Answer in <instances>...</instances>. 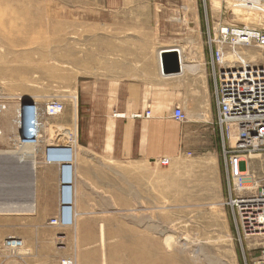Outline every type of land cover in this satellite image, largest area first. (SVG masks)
<instances>
[{
    "label": "crops",
    "instance_id": "0c3cea01",
    "mask_svg": "<svg viewBox=\"0 0 264 264\" xmlns=\"http://www.w3.org/2000/svg\"><path fill=\"white\" fill-rule=\"evenodd\" d=\"M29 3L34 5L37 0L22 1L25 6ZM39 7L44 15L45 2ZM46 8L45 44L54 45L49 59L68 63L71 77L94 81L82 82L69 122H49L57 115L47 116L44 107L38 108L42 129L36 141H22L19 129L17 135L7 136L6 149L0 148V187L14 171L15 202L20 201L16 216L0 218L1 227L4 221L9 223L2 238L11 235L23 240L14 255L0 248V264H59L69 256L68 247L55 245L63 229L49 223L60 208L59 167L42 161L46 145L72 147L74 199L80 207L136 205L141 196L137 187L141 189L145 179L150 186L144 189L162 204L168 198V169L156 159L170 162L185 149L202 155V162L212 168L215 189L207 191L205 199L216 203L223 190L218 135L212 123L207 118L201 124L172 118L175 107L205 117L200 112L211 104L210 84L201 73L198 51L201 22L197 0H47ZM184 27L193 30L189 41ZM186 42L194 45L189 57L181 49ZM163 52L176 53L180 73L173 72L174 61H165L163 70ZM145 111H149L146 117L133 116ZM24 146L32 147L34 155L29 158ZM9 157H16L15 165L8 162ZM262 160L261 155H251L246 163L256 167ZM146 161L157 167L147 166ZM246 170H239L243 178ZM29 198L35 210L30 213L26 207ZM79 212L75 235L63 231L66 239L77 238L74 251L84 259L90 253L87 239L94 243L97 234L95 230L86 232L82 223L88 219ZM91 218L99 221V217Z\"/></svg>",
    "mask_w": 264,
    "mask_h": 264
},
{
    "label": "rangeland",
    "instance_id": "374dc122",
    "mask_svg": "<svg viewBox=\"0 0 264 264\" xmlns=\"http://www.w3.org/2000/svg\"><path fill=\"white\" fill-rule=\"evenodd\" d=\"M22 1L26 2L20 0L18 5L17 0H0V105L5 106L4 109L0 108V148L3 149L8 145L7 136H15L19 132L13 121L21 101H32L40 110L48 101L59 100L64 105L63 111L48 121L69 122L70 112L76 103L82 82L94 81L71 77L68 63L49 59L48 52L50 49L54 51V45L45 44L48 32L45 27L49 16L46 13L47 0H37L36 4L29 3L26 6ZM41 1L45 2L44 15L39 12ZM246 1L248 0H197L201 22L198 45L201 73L208 79L209 84H211L209 68L206 64L208 35L213 36L220 25L245 24L264 29V0H256V4L263 12L240 7ZM183 23L185 26L186 20ZM183 31L185 38L189 37L188 41L193 38L191 28L184 27ZM181 49L187 57L194 53V45L188 42L183 43ZM256 51L260 53L259 49ZM209 97L210 106L200 112L201 115L205 114V117H194L193 110H186L185 122L201 124L205 122L204 118L208 119L207 122H214L211 91ZM217 139L219 147L220 141ZM187 152L191 154L188 155ZM14 160L13 157L8 158L11 165H15ZM202 160V155L186 149L179 150L176 157L170 159L169 164L164 166L168 169V198L166 201L163 200L162 204L156 203L144 189L145 185L150 186L146 179L141 189L137 187V193L141 196L137 199L136 205L130 207L112 205L80 207L75 202L73 208L79 213L77 217L81 211L88 219L82 223L83 228L89 234L95 230L97 237L94 243L91 238L87 239V250L90 253L81 259L76 250L74 251L77 238L66 239L63 231H72V235H75L77 217L73 225L51 224L63 229L57 234L55 245L59 248L68 247L70 252L59 264H62V261L70 264H255L260 245L264 243V235L249 236L248 239L245 236L241 242L238 240L230 209L224 204L227 180L222 158L220 168L223 190L221 198L216 203L205 199L204 196L207 191H214L215 184L210 164H205ZM150 162L146 161L147 166H151ZM263 163L262 160L256 167L247 163L241 166V170L247 169L244 178H249L250 184L247 186L242 173L237 171L235 180H232L236 188L240 191L251 189L264 174ZM14 174L9 180L12 185H15ZM152 177L153 175L149 174V178ZM0 188H3V191L0 189V206L13 204L16 199L14 186L12 189L6 188L3 183ZM4 193L10 196L8 200L5 199ZM105 193L109 194L108 191ZM7 207L10 208H7L6 212L0 211V218L4 217V220L6 217L16 216L15 214L20 211H12L15 209L14 205ZM91 217L95 219L99 217V221H90ZM3 224L4 227H1L0 222V248L9 255H14L18 249L15 251L7 249L4 243L7 238L15 236L2 238V230H6V224L9 223L4 221ZM12 224L15 225V222Z\"/></svg>",
    "mask_w": 264,
    "mask_h": 264
},
{
    "label": "built area",
    "instance_id": "2783aa9c",
    "mask_svg": "<svg viewBox=\"0 0 264 264\" xmlns=\"http://www.w3.org/2000/svg\"><path fill=\"white\" fill-rule=\"evenodd\" d=\"M244 49L252 53L259 49L258 62L247 59L243 54ZM207 50L206 62L215 115L212 125L220 141L223 171L227 180L224 204L230 209L237 238L241 242L244 235L264 234V174L251 189L243 191L237 189L232 181L233 174L245 166L248 156H264V29L221 25L213 36L208 35ZM0 108L4 109L5 106L1 104ZM21 108L17 125L20 130L24 129L22 141H35L40 136L39 110L35 103ZM62 110L63 104L56 99L48 101L44 107L47 116L58 115ZM148 115L149 111H145L143 115L136 113L133 116ZM172 118L180 123L186 120L179 107L172 111ZM41 159L44 163L58 165L60 198L68 192L71 198L70 180L74 163L72 148L67 145H46ZM157 162L167 166L169 159L160 158ZM61 214L50 222L66 224L63 222V210ZM10 243L5 242V246L16 248ZM14 244L18 245L19 242L15 241ZM255 264H264V243L260 245Z\"/></svg>",
    "mask_w": 264,
    "mask_h": 264
},
{
    "label": "bare ground",
    "instance_id": "6f19581e",
    "mask_svg": "<svg viewBox=\"0 0 264 264\" xmlns=\"http://www.w3.org/2000/svg\"><path fill=\"white\" fill-rule=\"evenodd\" d=\"M240 7H243V8H246L247 10H251V11H258V12H263V9L262 8H260L257 4H256V0H248V1H246L243 5H241ZM221 26V25H220ZM232 26H237V25H232ZM244 26L245 27H249V28H256V27H251V26H248V25H245L244 24ZM256 29H258V28H256ZM218 45H222V44H218ZM244 52H243V54L246 56V58L247 59H251L252 61H255V62H258V57H260V53H258L257 51V53L256 52H254V53H252V52H250V50H247V49H244L243 50ZM206 64H207V62H206ZM59 101V100H58ZM61 102V101H60ZM62 103V102H61ZM63 104V103H62ZM25 105H28V104H25ZM38 108V107H37ZM63 109H64V105H63ZM19 110L22 112V108H21V106L19 105V107H18V109H17V111H16V118L14 119V121H13V123H14V125H15V127L18 129V131H19V129L20 128H18L19 126L17 125L18 124V113H19ZM63 111V110H62ZM61 111V112H62ZM41 129H42V126H41ZM40 129V130H41ZM44 129V128H43ZM22 130V135H23V137H24V129H21ZM16 132V131H15ZM23 139V138H22ZM25 140V141H24ZM23 141L26 143L27 141H29L30 139H24ZM36 141V140H35ZM35 141H30L29 143H33V142H35ZM28 143V142H27ZM33 145L34 144H32V147H33ZM32 147H25L24 146V148H26L27 150V152H28V154H29V158L31 157L30 155L31 154H33V153H31L34 149H32ZM22 148V147H21ZM72 148V147H71ZM30 149H32V151L30 150ZM73 150V149H72ZM21 151V150H20ZM24 151H25V149H24ZM23 151V152H24ZM25 151V152H26ZM35 151V150H34ZM6 152V151H5ZM2 155V154H1ZM34 155V154H33ZM19 156V155H18ZM73 157H74V154H73ZM7 158V157H6ZM16 158V157H15ZM25 158V157H24ZM18 159V158H17ZM21 160V159H20ZM32 160V159H31ZM7 164V163H6ZM18 171V170H17ZM11 174V173H10ZM12 174H14V173H12ZM15 175V174H14ZM236 175H237V171L233 174V176H232V180L234 181L235 180V177H236ZM74 177H75V175H74V168L72 169V177H71V180H70V183H71V189H72V191H71V198H69L68 197V195H69V192L68 193H66L65 195H64V197H62V198H60V195H59V203H60V208H59V210H60V214H59V211H58V213H57V215L55 216V217H53L51 220H53V219H56L57 217H58V215L59 216H61L62 214H61V210H63L64 211V216H63V219H64V223H66V224H64V225H58V224H55V223H51L50 222V224H53V225H57V226H69V225H73V223H74V219L76 220V217H77V215L79 214L77 211H76V209L75 208H73V206L75 207V199H74V188H73V183H74ZM10 178V177H9ZM245 179V181H246V185L248 186L249 184H250V180H249V178H244ZM15 182V181H14ZM4 183H5V187L6 188H11V187H13L14 186V191H16V187H15V185H12V183L8 180V179H6V181L4 180ZM234 183V182H233ZM234 185H235V183H234ZM21 187V186H20ZM235 187H236V185H235ZM17 188H19V187H17ZM12 189V188H11ZM5 190V189H4ZM31 191V190H30ZM8 192V191H7ZM59 192H60V186H59V190H58V194H59ZM14 193V192H13ZM28 193V192H27ZM15 194H16V192H15ZM15 194H13V195H15ZM2 196V195H1ZM3 197V196H2ZM4 197H5V199L6 200H8V197H10L9 195H7L6 193H4ZM32 198V197H31ZM31 198H29L28 199V203H27V205H26V207L28 208V209H30V210H28V212L30 211H35L33 208H34V202H33V200L31 199ZM1 199V198H0ZM3 200H4V198H3ZM16 201V200H15ZM19 200H17V202H18ZM17 202H14L13 204H3V205H1L0 206V211H7L6 209L8 208L7 206H12L13 207V205H14V207H15V209H12V211L14 210V212H15V210H17L18 211V209L16 208V203ZM20 202V201H19ZM3 203H6V201H3ZM20 207V206H19ZM10 208V207H9ZM8 208V209H9ZM74 209H75V211H74ZM8 212H9V210H8ZM29 212V213H30ZM21 213V212H20ZM32 214V213H31ZM70 214V215H69ZM50 220V221H51ZM59 220L61 221V219L59 218ZM238 234V233H237ZM256 236H263L264 234H262V233H260V234H255ZM244 236H246V239H248V237L250 236V235H244ZM15 241H17V242H19V244L18 245H15L14 244V242ZM5 242L7 243V242H11L10 244L12 245L13 244V246L14 247H16V248H13V249H11V248H9L10 250H14L15 251V249H20V246L21 245H23L22 244V240L21 239H19V238H16V237H9V238H7L6 240H5ZM5 244V243H4ZM7 249H8V247H7ZM62 264H70V262H67V261H62Z\"/></svg>",
    "mask_w": 264,
    "mask_h": 264
},
{
    "label": "water",
    "instance_id": "95a60500",
    "mask_svg": "<svg viewBox=\"0 0 264 264\" xmlns=\"http://www.w3.org/2000/svg\"><path fill=\"white\" fill-rule=\"evenodd\" d=\"M173 55H174V59H173ZM161 56V63H162V68L163 70L165 71L166 70V62H170V61H174V63H176V67L175 69H173L174 71L173 72H176V73H180L181 72V65L179 64V58L176 56V53L173 52V53H161L160 54ZM166 61V62H165ZM25 104H29V105H32L33 102L32 101H21L20 103V106L23 107Z\"/></svg>",
    "mask_w": 264,
    "mask_h": 264
}]
</instances>
